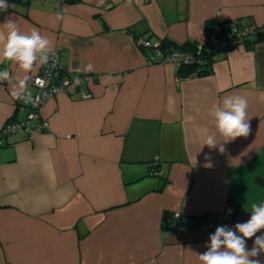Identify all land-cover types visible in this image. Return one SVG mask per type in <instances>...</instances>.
<instances>
[{"label":"crops","instance_id":"obj_1","mask_svg":"<svg viewBox=\"0 0 264 264\" xmlns=\"http://www.w3.org/2000/svg\"><path fill=\"white\" fill-rule=\"evenodd\" d=\"M13 5L0 12V32L9 17L21 32L39 30L60 48L61 70L88 75L82 89L91 96L60 92L29 121L30 132L2 138L0 264H200L217 227L248 221L251 205L264 201V39L215 52L207 73L178 77L173 64L149 62L138 37L206 42V22L216 18L264 30V0ZM4 68L13 79L0 82V129L26 118L34 91L27 83L14 97L25 73L0 57ZM232 95L247 99L251 131L228 142L217 134L221 153L204 142L216 132L214 106ZM42 119L48 127L36 128ZM229 205L234 217L223 214ZM176 213L188 222L205 214L213 232L172 228ZM252 259L264 264V253Z\"/></svg>","mask_w":264,"mask_h":264},{"label":"clouds","instance_id":"obj_2","mask_svg":"<svg viewBox=\"0 0 264 264\" xmlns=\"http://www.w3.org/2000/svg\"><path fill=\"white\" fill-rule=\"evenodd\" d=\"M14 5H9L7 0H0V12H7ZM4 31L0 32V57L16 64L25 75L17 77L18 83L13 85L12 95L22 98L26 92L28 73L36 65H43L52 55V41L39 30L21 32L18 22L11 17L3 23ZM91 70L92 65H88ZM13 77L9 71H0V82H11ZM248 101L240 95L223 98L222 105H215L213 109V122L216 132L206 136L204 145L210 149L219 146V151H225L224 144L217 142L216 135L224 137V142L233 141L238 137H247L251 128L247 116ZM203 145V146H204ZM205 167L213 166L211 157L206 155ZM250 219L237 223L234 228L219 226L214 234L209 236V243L205 246L207 251L197 254L200 264H260L257 257L264 253V234L256 233L264 229V201L253 203L249 211ZM239 233V235L237 234ZM255 236L251 249L246 246V241Z\"/></svg>","mask_w":264,"mask_h":264},{"label":"built area","instance_id":"obj_3","mask_svg":"<svg viewBox=\"0 0 264 264\" xmlns=\"http://www.w3.org/2000/svg\"><path fill=\"white\" fill-rule=\"evenodd\" d=\"M257 31L258 27L241 25L236 20H226L222 26H215L206 32V41H208L211 48L214 50L227 51L239 46L253 43ZM139 41L146 47H153L154 52H152L149 56H146L147 60L151 63H171L175 66L176 64H180L182 61L198 60L199 57L197 53H189L187 51L173 50L171 52L164 53L158 45V40L141 37L138 39V42ZM202 43L203 42H199V50L202 48ZM52 50L53 53L50 55L49 61L46 64L40 65L41 68L37 73L29 75L30 79L27 83L34 88V91L30 96V103L27 106L28 113L26 118L22 120L13 118L4 123L0 129V144L2 142V138L10 132H14L16 130H26L30 132L33 127L29 125V121L33 118L40 117V108L48 98H51L60 92L70 91L72 87L78 89L81 97L91 96V93L82 89V84L87 80L88 75L86 73L71 72L60 74L61 51L59 47H55ZM2 70L9 71L11 75L9 68H4L0 71ZM47 127L48 121L46 119H42L36 126V128L40 129H46ZM155 159L157 160V158ZM156 160L155 162H157ZM223 214L225 217H234V206H227ZM176 217L181 220L182 223L188 221V217L185 215L176 213ZM202 225L209 227L212 226V222L209 223L202 221ZM177 226L181 227L180 223Z\"/></svg>","mask_w":264,"mask_h":264},{"label":"trees","instance_id":"obj_4","mask_svg":"<svg viewBox=\"0 0 264 264\" xmlns=\"http://www.w3.org/2000/svg\"><path fill=\"white\" fill-rule=\"evenodd\" d=\"M16 1L17 0H8V4L13 5L14 2H16ZM18 1H24V0H18ZM28 1L29 0H27V2ZM62 1L76 2L78 0H62ZM225 21H222L218 18H216L214 20L207 21L206 22V32L209 29L214 28L215 26H222ZM227 21H231V20H227ZM141 37L147 38V39H152L151 36H145L144 34L139 35L138 39ZM260 39H264V30L261 28H258L256 37L254 38V41L260 40ZM152 40H158L159 41L158 45L164 53L171 52L173 50H177V51H187L189 53H197L199 55L198 60L182 61L180 64L175 65L178 77H186V76H189L192 74L207 73L209 71V69H208L209 65H211V63L213 62V55L215 54V52H218L217 50H214L213 48H211L208 41L203 42L202 48L199 50V42H197V41H194V42L189 41V42H184V43L180 44L174 40H171V39H168L165 37L164 38L158 37V38L152 39ZM138 43H139L140 47L143 49L145 56H149L152 52H154L153 47H146L140 41ZM64 73H68V72H65L64 70L60 69V74H64ZM27 113H28V107H27ZM13 118L18 119L16 116H12V118H10V119H13ZM10 119H8L7 121H9ZM18 120H22V119H18ZM16 131H23V130H16ZM16 131H14V132H16ZM10 133H13V132H10ZM10 133H8V134H10ZM155 160L156 159H154L150 163L151 167H152V174H155L158 171L159 160L157 159L156 160L157 162H155ZM163 184H164V182L157 189L160 190L162 188ZM202 221L209 222V223L212 222L211 218H209L205 214H202V215L198 216L196 218V221H194V222H191V221L188 222L187 221V222L182 223L181 220L177 219V221H175V223L172 225V228L179 227V226H177L179 223L181 226L202 225ZM207 228H209L213 232V226H209Z\"/></svg>","mask_w":264,"mask_h":264}]
</instances>
